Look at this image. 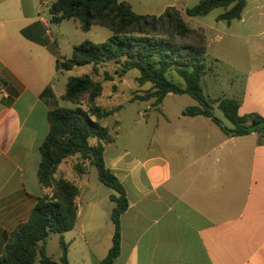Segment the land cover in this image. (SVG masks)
Segmentation results:
<instances>
[{
    "label": "crops",
    "instance_id": "crops-1",
    "mask_svg": "<svg viewBox=\"0 0 264 264\" xmlns=\"http://www.w3.org/2000/svg\"><path fill=\"white\" fill-rule=\"evenodd\" d=\"M56 1L0 0V255L4 235L26 223L43 196L40 147L50 131L49 113L65 108L62 96L71 76L59 72L57 62L71 58L82 43L57 24V41H48L43 20L52 22ZM260 62L244 76L242 89L224 94L240 102L241 116L264 117ZM159 109L144 154L116 142L106 146L105 163L129 201L114 264H264V135L229 137L208 117L184 116L185 108L173 114ZM94 190L89 184L88 192ZM88 203L94 208L96 200ZM80 220L79 207L78 226L63 234L65 240L78 232L65 241L69 262L72 245L82 240L84 262L95 257L100 264L112 247L114 223Z\"/></svg>",
    "mask_w": 264,
    "mask_h": 264
},
{
    "label": "trees",
    "instance_id": "trees-1",
    "mask_svg": "<svg viewBox=\"0 0 264 264\" xmlns=\"http://www.w3.org/2000/svg\"><path fill=\"white\" fill-rule=\"evenodd\" d=\"M247 3L248 0H201L185 14L188 17L207 16L217 8H225L226 12L217 20L231 22L241 20ZM50 14L52 23L57 25L75 20L84 32L94 26L112 32V37L102 44L87 40L76 45L71 58L57 62L59 72H71L82 66L97 70L115 62L120 64L122 76L137 69L140 72L137 83L151 85L144 95L134 96L132 102L153 101V106L159 108L169 94L189 95L197 105L185 108L184 116L208 117L229 137L264 135V117L256 113L241 116L240 102L236 99L223 98L218 103L232 127L215 116L202 88V78L207 73V38L192 28L176 7H168L163 14L155 16L139 15L123 0H57L51 6ZM170 71H175L185 85L180 86L169 79ZM104 81L113 82L114 75L105 72ZM103 91V82L90 74L69 77L62 99L75 107L57 108L49 113L50 131L40 147L38 180L43 196L38 199L29 220L11 234L4 235L0 264H70L69 247L63 234L78 226L81 190L69 179L63 164L75 156L81 159L75 165L80 178L95 167L99 181L116 192L110 197L115 203L111 214L115 226L113 244L100 264H114L120 257L121 217L128 210L129 201L125 187L105 163L106 146L114 138L109 128L102 124L121 108L107 110L100 106L98 99ZM54 235L61 236L59 259L49 256L46 250L48 239Z\"/></svg>",
    "mask_w": 264,
    "mask_h": 264
},
{
    "label": "rangeland",
    "instance_id": "rangeland-1",
    "mask_svg": "<svg viewBox=\"0 0 264 264\" xmlns=\"http://www.w3.org/2000/svg\"><path fill=\"white\" fill-rule=\"evenodd\" d=\"M123 1L129 3L133 11L139 15L159 16L168 7H176L182 11L186 22L192 28L205 34L208 43V52L205 56L207 73L202 78V88L206 98L214 108L215 116L223 121L226 126L232 127V124L218 108V102L225 95L228 96L227 88L236 89L234 91L242 89L244 87V76L251 68L264 60V33H262L264 31V0H248L247 7L242 15L244 20H233L231 22L217 20L220 15L226 12L225 8H217L207 16L188 17L185 11L198 5L201 0ZM59 26L62 27L61 31L64 32L62 34H65L67 38L73 40L76 44L87 40L95 44H102L112 37V32L109 29L100 26H94L90 31L84 32L79 22H75V20L59 24ZM68 45V42H66V46ZM121 70L120 64L109 62L97 70H93L90 66H82L65 74H90L95 80L103 82L104 91L98 99V104L107 110L121 109L105 119L102 125L109 128L114 138L113 143L116 142L119 147H124L132 154L141 156L150 144L153 127L160 120V114L158 113L160 109L153 106V101L132 102L134 96L144 95L151 85L140 86L137 83L136 79L140 75L137 69L129 70L123 76ZM105 72L114 75L113 82L104 81ZM167 76L178 85H185L183 79L175 71H170ZM63 103L65 108L75 107L65 100ZM193 104L197 105L189 95L170 94L164 100L162 107L168 113L173 114ZM78 162H81L79 156L72 157L64 162L63 168L69 179L82 188V196L79 199L80 221H106L107 224L112 225L111 214L115 203L111 201L110 196L116 195V192L99 181L95 167L91 168L85 179L79 180L75 171V165ZM86 167H89V163H86ZM89 184L95 187L92 193L88 192ZM88 198L96 200L94 208L89 207ZM77 233L73 231L71 234L65 235V241L69 244L72 237ZM47 247L49 254L57 258L61 251L59 235L49 238ZM82 247V240H77L76 244L72 245V264H97L98 260L95 257L92 262L90 260L86 261L87 263L84 262ZM86 254L85 251L84 255L86 256Z\"/></svg>",
    "mask_w": 264,
    "mask_h": 264
},
{
    "label": "built area",
    "instance_id": "built-area-1",
    "mask_svg": "<svg viewBox=\"0 0 264 264\" xmlns=\"http://www.w3.org/2000/svg\"><path fill=\"white\" fill-rule=\"evenodd\" d=\"M43 24L46 28V37L48 41L50 43H55L57 41L58 35L53 31L54 23L43 20Z\"/></svg>",
    "mask_w": 264,
    "mask_h": 264
}]
</instances>
